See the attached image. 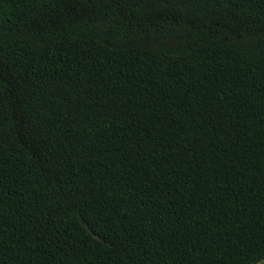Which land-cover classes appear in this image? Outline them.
<instances>
[{
	"label": "trees",
	"instance_id": "1",
	"mask_svg": "<svg viewBox=\"0 0 264 264\" xmlns=\"http://www.w3.org/2000/svg\"><path fill=\"white\" fill-rule=\"evenodd\" d=\"M264 259V0H0V264Z\"/></svg>",
	"mask_w": 264,
	"mask_h": 264
},
{
	"label": "crops",
	"instance_id": "2",
	"mask_svg": "<svg viewBox=\"0 0 264 264\" xmlns=\"http://www.w3.org/2000/svg\"><path fill=\"white\" fill-rule=\"evenodd\" d=\"M256 264H264V259L260 260V261L257 262Z\"/></svg>",
	"mask_w": 264,
	"mask_h": 264
}]
</instances>
